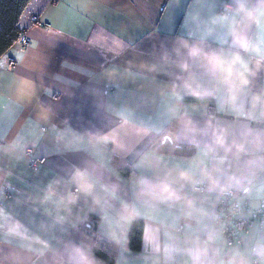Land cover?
Segmentation results:
<instances>
[{"label": "crops", "instance_id": "crops-1", "mask_svg": "<svg viewBox=\"0 0 264 264\" xmlns=\"http://www.w3.org/2000/svg\"><path fill=\"white\" fill-rule=\"evenodd\" d=\"M20 26L30 44L0 57V264H109L96 238L114 264L264 263V234L231 244L217 216L225 189L264 197V0H31Z\"/></svg>", "mask_w": 264, "mask_h": 264}, {"label": "built area", "instance_id": "built-area-1", "mask_svg": "<svg viewBox=\"0 0 264 264\" xmlns=\"http://www.w3.org/2000/svg\"><path fill=\"white\" fill-rule=\"evenodd\" d=\"M219 8L226 14L233 10L232 5L225 1L219 5ZM33 19L38 20L37 17H33ZM16 44L19 50H24L30 44V38L22 33ZM209 114L212 115L213 110H210ZM32 151V148L27 149L28 153H32ZM39 161L37 157L31 158L33 165H37ZM195 190L200 191L202 187L196 186ZM250 191L251 187L246 186L240 191L225 189L222 192L217 216L222 222L224 232L231 244H241L244 234L254 227H257L264 234V197L257 205L252 206L243 200Z\"/></svg>", "mask_w": 264, "mask_h": 264}, {"label": "trees", "instance_id": "trees-1", "mask_svg": "<svg viewBox=\"0 0 264 264\" xmlns=\"http://www.w3.org/2000/svg\"><path fill=\"white\" fill-rule=\"evenodd\" d=\"M31 0H0V57L5 54L23 33L20 20ZM213 97L206 95L187 94L185 100L205 101ZM125 171L128 168L123 169ZM144 229L142 218L133 219L129 229V246L138 250L141 247ZM93 251L109 264L115 263L114 255L106 241L96 238Z\"/></svg>", "mask_w": 264, "mask_h": 264}, {"label": "rangeland", "instance_id": "rangeland-1", "mask_svg": "<svg viewBox=\"0 0 264 264\" xmlns=\"http://www.w3.org/2000/svg\"><path fill=\"white\" fill-rule=\"evenodd\" d=\"M262 264H264V263H262Z\"/></svg>", "mask_w": 264, "mask_h": 264}]
</instances>
